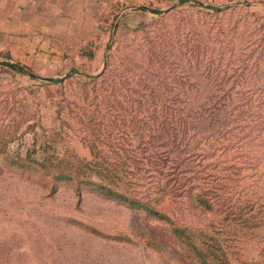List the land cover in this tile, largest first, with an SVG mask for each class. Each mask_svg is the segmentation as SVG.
Wrapping results in <instances>:
<instances>
[{"label": "rangeland", "instance_id": "obj_1", "mask_svg": "<svg viewBox=\"0 0 264 264\" xmlns=\"http://www.w3.org/2000/svg\"><path fill=\"white\" fill-rule=\"evenodd\" d=\"M35 7L0 19V264H262L264 2Z\"/></svg>", "mask_w": 264, "mask_h": 264}, {"label": "trees", "instance_id": "obj_2", "mask_svg": "<svg viewBox=\"0 0 264 264\" xmlns=\"http://www.w3.org/2000/svg\"><path fill=\"white\" fill-rule=\"evenodd\" d=\"M139 9H144V7H138ZM9 67L11 68H14L15 70H21V68L16 65V64H7ZM15 164H18V162H14ZM30 163H33L35 166H38V167H43V163L42 162H36V161H33L31 160ZM21 165V164H20ZM62 178H70L69 176H58V179H62ZM111 179V176H107V183H94V182H88L87 180L85 181V183L87 184H90L92 185L95 189L99 190L100 192L102 191L104 194H107V195H113L114 197L118 198V199H123L125 201H127L129 204H131L132 206L136 205V207H139L141 208V210L143 211H151V212H154L156 213L157 215H160L159 217H164V215L154 211V208H152L151 206H149V203L146 202V201H139L133 197H128V196H122L120 194V192L117 190H114V189H111L109 187V181ZM122 188V187H121ZM101 192V193H102ZM195 250V249H194ZM206 256L210 257L211 260H213V262H204V259L206 258ZM195 257L199 260V263L200 264H217V260L218 259H221L219 258V256H213L211 254H206L205 252L203 251H200L199 253H197L195 255Z\"/></svg>", "mask_w": 264, "mask_h": 264}, {"label": "crops", "instance_id": "obj_3", "mask_svg": "<svg viewBox=\"0 0 264 264\" xmlns=\"http://www.w3.org/2000/svg\"><path fill=\"white\" fill-rule=\"evenodd\" d=\"M264 2V0H261ZM59 2H69V0H0V19L12 18L15 11H19V17H22L24 12H30L31 9L37 10L35 4L42 3H59ZM0 29H7L8 23H1ZM262 264H264V256Z\"/></svg>", "mask_w": 264, "mask_h": 264}, {"label": "water", "instance_id": "obj_4", "mask_svg": "<svg viewBox=\"0 0 264 264\" xmlns=\"http://www.w3.org/2000/svg\"><path fill=\"white\" fill-rule=\"evenodd\" d=\"M151 11H155V12H157V11H159L158 9H154V8H152V9H150ZM103 64H104V61H103Z\"/></svg>", "mask_w": 264, "mask_h": 264}]
</instances>
